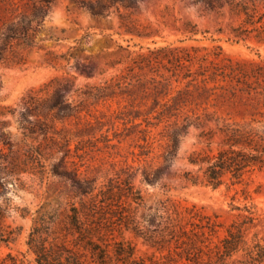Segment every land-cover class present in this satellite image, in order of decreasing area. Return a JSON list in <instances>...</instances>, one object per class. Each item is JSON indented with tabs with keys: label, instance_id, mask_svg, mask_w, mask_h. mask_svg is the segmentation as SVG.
I'll list each match as a JSON object with an SVG mask.
<instances>
[{
	"label": "trees",
	"instance_id": "obj_1",
	"mask_svg": "<svg viewBox=\"0 0 264 264\" xmlns=\"http://www.w3.org/2000/svg\"><path fill=\"white\" fill-rule=\"evenodd\" d=\"M60 1L0 0V61L24 64L23 51L36 46L43 22L52 6ZM144 1L152 0H70L78 9L96 16L117 12L120 28L126 34L152 39L157 34L150 31L151 27L139 26L130 17ZM191 3L217 18L228 16V40L236 43L255 40L264 44V0H191ZM178 31L193 40L200 33L197 25ZM153 43L156 44L155 40ZM69 56H51L48 60L50 64L61 59L69 62ZM130 70L141 73L138 81L143 79L141 76L154 75L150 77L155 91L153 107L143 120L139 156L148 157L151 153L149 141L153 129L163 126L162 138L167 141L160 164L144 169L145 181L155 183L167 171L169 177L190 185L216 189L228 182L242 184L264 169V128L258 125L261 121L255 118L235 121L219 115L216 109L211 110L217 107L219 97L230 103L250 101L254 111L264 108V59H235L220 46L201 54L194 46L170 45L148 48L147 54L133 59ZM75 86L70 78L55 77L30 90L18 107L0 106V243L8 244L16 233L4 226L6 214L12 209L7 197L9 185L15 191L25 188L26 175L42 180L46 155L65 151V160L72 152L73 140L67 126L74 120L77 126L81 125L88 100L107 96L106 90L99 87ZM255 115L256 112L252 116ZM12 118L18 122L19 141L10 130ZM193 127L201 129L199 136L207 141L208 149L192 151L185 159L186 168L171 172L180 138ZM82 133L80 130L75 135L77 139L82 137L76 151L82 150L80 145L90 143V139L83 140ZM216 137L219 147L213 150L210 145ZM74 172L72 176V171H66L65 176L72 180L78 201L42 215L30 229L26 245L36 264H228L232 259L238 264H264V245L259 240L249 243L245 235L247 225L254 221L251 216L234 221L226 228V234L213 243L221 224L196 205L182 207L166 201L158 210V219L137 221L135 212L143 196L130 175L121 183L110 182L104 191L96 179L82 177L77 167ZM149 225H155V229L152 231ZM115 226L151 240L164 261L138 256L127 241L108 240V227ZM0 264L19 261L7 254Z\"/></svg>",
	"mask_w": 264,
	"mask_h": 264
},
{
	"label": "rangeland",
	"instance_id": "obj_2",
	"mask_svg": "<svg viewBox=\"0 0 264 264\" xmlns=\"http://www.w3.org/2000/svg\"><path fill=\"white\" fill-rule=\"evenodd\" d=\"M130 17L139 26H150V31L157 35L152 39H140L126 34L120 28L117 12L96 16L78 9L70 0H62L52 6L37 34L36 46L21 50L25 55L24 64L0 61V106L18 107L30 90L40 88L55 77L70 78L75 87L83 89L99 87L107 94L86 102L80 126L75 124V120L67 126L73 140L72 152L65 160V151L46 155L42 180L26 175L28 184L25 188L15 191L12 184L9 185L7 197L11 200L12 209L6 214L4 226L16 233L8 244L0 243V259L12 254L19 264H36L26 245L30 229L42 215L78 201L72 180L65 176L66 171H72L73 176L75 167L82 177L96 179L104 191L108 190L110 182L121 183L130 175L143 196V202L135 212L137 221L158 219V210L166 201L182 207L196 205L221 224L213 243L226 234V228L234 221L241 222L251 216L254 221L247 225L246 238L249 243L259 240L264 245V169L252 174L242 184L228 182L216 189L190 185L169 177L167 171L155 183L144 180V169L157 166L162 161L167 141L162 138L163 126L153 129L149 141L151 153L148 157L139 156V146L143 144L141 130L145 127L143 120L153 107L155 91L150 77L154 75L150 73L148 78L141 76L143 79L138 81L141 73L130 70L133 59L147 54L148 48L194 46L201 50V54H206L220 46L226 55L235 59L258 60L264 59V44L255 40L239 43L228 40V16L217 18L214 14H206L198 10L191 0L144 1ZM193 25H197L200 31L195 40L178 31V28ZM87 34L89 36L84 38ZM204 47L208 51L203 50ZM68 52L71 55L69 62L61 59L57 64L49 63L51 56L65 55L69 58ZM117 82L122 83L116 87ZM108 92L112 95L108 96ZM217 99V107L211 110L216 109L219 115L235 121L255 118L261 121L259 127L264 128V108L254 111L250 101L230 103L227 98ZM255 112L256 115L252 116ZM149 116L152 117L151 114ZM18 127L17 120L12 118L10 130L16 141L21 139ZM80 130L84 134L83 140L90 139V143L80 145L82 150L76 151L82 137L77 139L75 135ZM200 133L201 129L193 127L180 138L171 172L186 168L185 159L192 151L208 149L207 141L199 136ZM218 142L216 137L210 148L216 150ZM148 227L152 231L155 229V225ZM108 240L127 241L135 247L138 256L164 261L151 240L125 227H108ZM228 264L238 263L232 259Z\"/></svg>",
	"mask_w": 264,
	"mask_h": 264
}]
</instances>
